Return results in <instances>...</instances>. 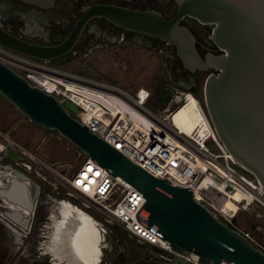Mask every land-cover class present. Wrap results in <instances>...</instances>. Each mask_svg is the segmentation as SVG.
Returning <instances> with one entry per match:
<instances>
[{
	"label": "water",
	"instance_id": "95a60500",
	"mask_svg": "<svg viewBox=\"0 0 264 264\" xmlns=\"http://www.w3.org/2000/svg\"><path fill=\"white\" fill-rule=\"evenodd\" d=\"M25 1L41 4L52 0ZM174 1L176 11L170 17L153 9L108 3L86 5L67 36L57 44L28 42L1 27L0 44L19 54L51 62L73 50L89 20L103 18L125 31L172 45L185 70H211L201 96L206 118L224 150L264 190V0ZM185 17L213 25L209 39L219 54L201 57L192 32L180 23ZM0 95L28 120L55 130L86 157L143 194L142 212L147 227L159 232L177 253L166 254L160 264H190L191 254L197 256L200 264H264V251L197 202L190 188L156 178L127 159L70 114L76 110L75 104L59 103L2 61ZM7 155L18 158L12 151H7ZM12 178L6 188H0V196L27 208L29 213L19 221L26 226L38 189L35 185L30 198L28 187L26 190L22 184L30 180L19 171ZM15 190L21 193L20 197L14 195Z\"/></svg>",
	"mask_w": 264,
	"mask_h": 264
},
{
	"label": "built area",
	"instance_id": "2783aa9c",
	"mask_svg": "<svg viewBox=\"0 0 264 264\" xmlns=\"http://www.w3.org/2000/svg\"><path fill=\"white\" fill-rule=\"evenodd\" d=\"M0 61L30 84L54 96L59 103L69 101L75 104L76 110L70 111V114L90 132L154 177L174 186L190 188L193 198L226 225L237 229L234 217L240 208L264 207V190L256 178L255 182L247 181L221 163L219 158L235 163L225 157L226 151H210L206 143L210 140L219 142L212 128L201 136L195 132L186 134L174 124L172 113L188 96H193L190 89L169 90L166 103L152 110L147 107L151 92L144 86L126 90L90 80L54 68L48 61L19 54L1 44ZM7 151L14 152L18 158L7 155ZM15 171L24 174L27 180H30L27 172L33 171L38 179L53 189L58 200L71 202L74 195L84 199L85 204L76 206L86 212L92 207L98 212L101 217L93 216L103 227L104 239L117 226L128 236L151 245L163 256L177 254L159 232L147 227L142 212L145 202L143 194L125 179L111 175L88 157L71 175L56 176L0 131L2 180L9 172L15 177ZM8 179L4 180L7 182ZM60 185L65 187V192L59 190ZM235 190L243 196L240 200H232L235 209L228 208L226 202ZM0 200V207H4V200L1 197ZM240 232L251 243L254 242L248 233ZM160 240L161 245L158 243ZM192 257L191 254L188 258L190 264H200L197 258L194 260Z\"/></svg>",
	"mask_w": 264,
	"mask_h": 264
},
{
	"label": "rangeland",
	"instance_id": "374dc122",
	"mask_svg": "<svg viewBox=\"0 0 264 264\" xmlns=\"http://www.w3.org/2000/svg\"><path fill=\"white\" fill-rule=\"evenodd\" d=\"M50 64L62 71L126 90L144 86L151 92L147 107L152 110L166 103L169 90L185 89L170 80L166 70L167 62L161 51L129 42L111 43L89 49L80 47V50L69 52L64 57L51 61ZM208 73L203 72L199 78V94L191 89L187 90L197 100L206 120L201 96ZM0 131L6 133L15 144L26 150L36 162L56 176L71 175L86 157L55 130L45 129L28 120L1 95ZM206 144L213 153L225 152L220 142L210 140ZM218 160L243 179L255 182L254 176L236 163L231 164L221 158ZM27 173L30 178L27 186L30 198L35 185L40 192L39 194L37 192L34 200L36 202L33 203V211L26 226L19 223L24 215L19 221L9 216L5 220V216L2 215H8L11 211L0 207V264H52L49 255L43 254L39 245L50 233L49 211L56 206V202L49 200V197L55 198L56 194L46 182L38 179L33 171ZM59 190L65 192L66 189L60 185ZM71 202L79 206L86 203L76 195L71 198ZM86 210L101 217L92 207ZM234 224L237 230L248 233L254 245L264 251V207L240 208L234 217ZM114 227L106 235L101 264H135L156 253L151 245L128 236L117 226Z\"/></svg>",
	"mask_w": 264,
	"mask_h": 264
},
{
	"label": "flooded vegetation",
	"instance_id": "af4514ba",
	"mask_svg": "<svg viewBox=\"0 0 264 264\" xmlns=\"http://www.w3.org/2000/svg\"><path fill=\"white\" fill-rule=\"evenodd\" d=\"M108 3L137 9H153L166 17L176 11L174 0H52L51 3L35 4L25 0H0V27L8 33L25 41L37 44H57L72 29L86 5ZM189 28L195 38V46L204 57L207 53L219 54L220 50L209 39L213 25L200 23L191 17L180 22ZM134 43L156 48L166 59V70L175 84L191 89L199 94V78L203 72L211 70H195L189 72L182 67L175 55L172 45L147 35L125 31L103 18L89 20L72 51L106 46L111 43ZM71 51V52H72ZM24 175V174H23ZM165 260L159 251L135 264H160Z\"/></svg>",
	"mask_w": 264,
	"mask_h": 264
},
{
	"label": "bare ground",
	"instance_id": "6f19581e",
	"mask_svg": "<svg viewBox=\"0 0 264 264\" xmlns=\"http://www.w3.org/2000/svg\"><path fill=\"white\" fill-rule=\"evenodd\" d=\"M172 119L174 124L179 126L186 134L195 132L198 135L204 136L207 132H210L211 126L205 119L193 96H188L176 108L172 113ZM225 157L232 160L233 163L235 162L228 152ZM11 175L9 172L3 180L0 176V188L8 186L11 182ZM5 178H9L8 183L2 185ZM22 184H25L26 188L29 183L23 182ZM14 195L20 197L21 193L15 190ZM230 195L226 206L235 209L236 206L232 200H240L243 194L235 190ZM0 197L4 200V207L11 211L9 215H2L5 216V220L9 216L13 220L19 221L21 216L29 213L27 208L23 207L22 204H16L5 197ZM49 200L55 201L56 206L52 207L49 211L48 226L50 227V233L47 239L40 243V247L38 246L42 250V253L49 255L52 264H101L103 246L106 239H104L105 235L101 230L103 227L99 221L93 215L70 201L58 200L53 197H49ZM14 213H17L19 216ZM158 243L161 245V240ZM192 258L196 260L197 256L193 255Z\"/></svg>",
	"mask_w": 264,
	"mask_h": 264
},
{
	"label": "trees",
	"instance_id": "16d2710c",
	"mask_svg": "<svg viewBox=\"0 0 264 264\" xmlns=\"http://www.w3.org/2000/svg\"><path fill=\"white\" fill-rule=\"evenodd\" d=\"M155 250V249H154ZM156 251V250H155Z\"/></svg>",
	"mask_w": 264,
	"mask_h": 264
}]
</instances>
